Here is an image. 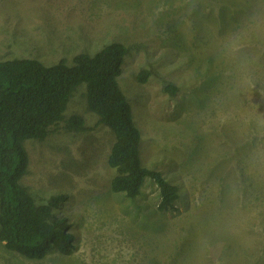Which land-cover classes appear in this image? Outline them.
<instances>
[{
	"label": "rangeland",
	"instance_id": "rangeland-1",
	"mask_svg": "<svg viewBox=\"0 0 264 264\" xmlns=\"http://www.w3.org/2000/svg\"><path fill=\"white\" fill-rule=\"evenodd\" d=\"M112 41L129 47L119 83L142 163L179 200L159 211L151 177L136 197L112 190L114 135L83 83L65 115L94 129L28 139L22 180L39 202L67 195L77 247L36 260L0 241V264H264V0H0V59L72 63Z\"/></svg>",
	"mask_w": 264,
	"mask_h": 264
},
{
	"label": "trees",
	"instance_id": "trees-1",
	"mask_svg": "<svg viewBox=\"0 0 264 264\" xmlns=\"http://www.w3.org/2000/svg\"><path fill=\"white\" fill-rule=\"evenodd\" d=\"M128 52L127 45L112 41L95 54H76L72 63L66 58L53 64L35 58L0 59V241L6 249L39 260L53 249L69 255L77 247L70 222L64 223L57 213L67 195L39 202L22 180L30 165L28 139L44 141L61 124L74 132L94 129L81 114L65 115L70 98L83 83L97 124L106 125L114 135L108 154V164L115 169L112 190L136 197L146 177H151L160 192L159 211L172 209L179 200L178 186L162 171L142 163V132L119 83ZM150 74L142 70L137 78L145 82ZM167 89L175 93L177 86L168 84Z\"/></svg>",
	"mask_w": 264,
	"mask_h": 264
},
{
	"label": "bare ground",
	"instance_id": "bare-ground-1",
	"mask_svg": "<svg viewBox=\"0 0 264 264\" xmlns=\"http://www.w3.org/2000/svg\"><path fill=\"white\" fill-rule=\"evenodd\" d=\"M95 28V27H94Z\"/></svg>",
	"mask_w": 264,
	"mask_h": 264
}]
</instances>
